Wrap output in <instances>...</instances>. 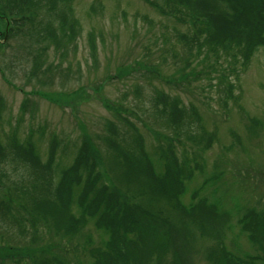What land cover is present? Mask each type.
<instances>
[{
	"label": "rangeland",
	"instance_id": "374dc122",
	"mask_svg": "<svg viewBox=\"0 0 264 264\" xmlns=\"http://www.w3.org/2000/svg\"><path fill=\"white\" fill-rule=\"evenodd\" d=\"M34 23L48 37H33L30 24L4 37L0 20V141L30 135L47 160L55 140L59 167L89 146L114 183L111 139L120 145L142 141L157 167L159 152L174 146L184 164H198L181 196L183 207L202 203L217 216L209 234L190 223L186 263L212 264L211 250L262 255L242 218L264 213V48L244 64L213 62L178 41L188 24L163 16L146 0H66L54 11L39 10ZM160 96L179 100L189 115L198 113L191 127L189 116L176 145L173 128L153 106ZM9 171L31 187L29 169ZM68 204L79 218L76 191ZM9 224L0 220V242L26 259L35 253L61 264H95L92 249L108 239L91 217L68 234L53 221L40 222L37 233L27 223ZM141 264L173 263L166 254Z\"/></svg>",
	"mask_w": 264,
	"mask_h": 264
},
{
	"label": "trees",
	"instance_id": "16d2710c",
	"mask_svg": "<svg viewBox=\"0 0 264 264\" xmlns=\"http://www.w3.org/2000/svg\"><path fill=\"white\" fill-rule=\"evenodd\" d=\"M65 1L0 0L3 36L17 34L30 24L35 30L32 36L45 39L49 33L34 23L39 10L54 11ZM146 1L163 16L188 24L190 31L179 32L178 41L198 53L206 52L213 62L234 59L244 64L255 51L264 48V0ZM153 106L160 108L157 113L173 128L175 145L182 139L189 116V127L198 117L197 111L189 115L179 100H168L167 96L157 98ZM108 145L113 152L110 168L116 183L103 176L98 150L89 146L80 148L69 166L59 167L55 163V140L47 160L41 158L30 135L20 140L13 133L7 143L0 141V220L18 228L33 225L36 233L40 222L53 221L68 234L91 217L108 234L104 246L92 249L95 264H141L152 255L161 259L166 254L173 264H187L184 244L190 223L209 234L217 221L215 211L202 203L192 209L183 207L181 196L198 164L194 168L191 163L184 164L174 146L159 152L162 162L157 167L140 140L120 145L113 138ZM19 167L29 169L31 187L23 184L26 178L11 177L9 169L17 171ZM75 191L79 196V218L70 212L68 204ZM242 222L263 254L243 258L211 250L208 258L212 264H264V213L248 212ZM13 248L0 242V264L9 260L15 264H61L35 253L26 259V253L19 254Z\"/></svg>",
	"mask_w": 264,
	"mask_h": 264
}]
</instances>
